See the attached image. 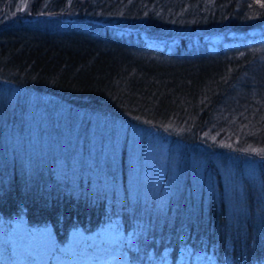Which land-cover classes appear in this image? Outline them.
Listing matches in <instances>:
<instances>
[{
    "label": "trees",
    "instance_id": "trees-1",
    "mask_svg": "<svg viewBox=\"0 0 264 264\" xmlns=\"http://www.w3.org/2000/svg\"><path fill=\"white\" fill-rule=\"evenodd\" d=\"M22 1L0 0V140L30 114L77 111L141 127L143 144L199 149L208 172L200 182L187 172L184 186L166 172L165 218L153 226L3 143L0 215L50 227L58 244L120 224L125 252L143 259L264 264V0Z\"/></svg>",
    "mask_w": 264,
    "mask_h": 264
},
{
    "label": "rangeland",
    "instance_id": "rangeland-1",
    "mask_svg": "<svg viewBox=\"0 0 264 264\" xmlns=\"http://www.w3.org/2000/svg\"><path fill=\"white\" fill-rule=\"evenodd\" d=\"M30 101L35 98L30 97ZM32 109L37 111L36 107ZM30 116L25 129L22 120L3 128L6 136L0 140V146L8 143L19 152L27 147L25 154L34 155L36 170L50 173L76 192L105 197L133 214L137 211L153 226L165 218L170 188L164 180L166 172L170 173V179L178 178L181 186L187 172L197 182L208 172L209 156H203L199 149L186 153L179 144L152 136V140L143 144L144 136L148 135L143 128L128 130L113 118L84 116L68 110L54 113L51 118L42 113ZM12 130L14 134L10 135ZM124 136H129L128 141ZM0 163L10 164L1 158ZM217 163L232 171V161L218 159ZM122 232L120 224L91 233L74 229L66 243L58 244L50 227H34L23 217L0 215V264H170V259L158 261L153 256L143 259L125 252L124 239L129 237ZM144 232L155 233L147 229ZM140 237L143 239L144 234ZM195 256H181L178 264H213L208 257Z\"/></svg>",
    "mask_w": 264,
    "mask_h": 264
}]
</instances>
